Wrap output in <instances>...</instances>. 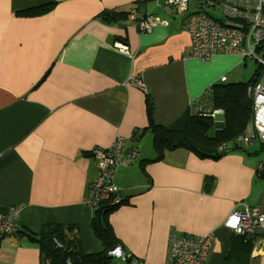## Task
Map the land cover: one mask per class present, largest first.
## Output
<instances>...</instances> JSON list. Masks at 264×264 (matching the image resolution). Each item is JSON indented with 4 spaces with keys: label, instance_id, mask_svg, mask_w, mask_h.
I'll use <instances>...</instances> for the list:
<instances>
[{
    "label": "crops",
    "instance_id": "1",
    "mask_svg": "<svg viewBox=\"0 0 264 264\" xmlns=\"http://www.w3.org/2000/svg\"><path fill=\"white\" fill-rule=\"evenodd\" d=\"M52 3L47 14L17 16ZM162 3L0 0V220L20 209L17 236L0 238V264H41L38 240L52 226L74 235L79 255L103 253L95 213L107 205L90 195L102 177L92 152L116 136L139 151L114 172L123 202L106 221L126 254L164 264L172 234H211L218 247L207 264H264V224L249 251L223 226L235 210L258 206L264 214L260 145L234 150L227 143L217 158L180 148L155 161L153 134L139 132L148 128V102L158 125L182 129L189 102L208 86L248 83L258 71L247 79L253 59L236 55L183 61L190 48L186 15L174 16ZM131 9L168 24L141 33L121 16ZM200 10L198 0L189 1L188 13ZM117 42L135 58L119 53ZM223 120L214 119L213 128Z\"/></svg>",
    "mask_w": 264,
    "mask_h": 264
},
{
    "label": "built area",
    "instance_id": "2",
    "mask_svg": "<svg viewBox=\"0 0 264 264\" xmlns=\"http://www.w3.org/2000/svg\"><path fill=\"white\" fill-rule=\"evenodd\" d=\"M147 1V0H140ZM156 4L162 1V7L172 15H186V26L190 36L189 52L183 54V61H211L223 55H236L244 60L253 59L258 65V71L247 89V95L252 102V119L246 132L239 136L236 146L258 143L264 151V0H198L200 11L188 13L190 0H154ZM212 8L215 12L223 11V17L206 10ZM127 17L133 25L144 34L168 24L167 19L153 13L142 14L131 9ZM119 53L134 59L129 46L124 42L115 44ZM221 83L227 81L225 76ZM142 85L140 82H135ZM144 86V85H142ZM215 92L208 86L195 99L191 100L188 110L192 114L216 119L223 116L225 110L216 105ZM126 139L116 136L106 149H98L92 155L98 161L100 174L99 185L91 188L90 195L103 205L119 206L122 204L121 188L114 182L115 171L122 165H129L139 156L135 148H126ZM226 144L218 147V155L228 150ZM259 174H264V161L257 168ZM94 191V194L91 192ZM98 203V204H100ZM19 208H11L0 220V238L17 236V220ZM264 224V214L261 208L247 207L235 210L224 221L223 226L232 233L241 236L245 241L253 242L257 230ZM69 238H74L70 235ZM59 249L63 245L54 239ZM218 247V241L213 235L201 237L178 236L172 234L166 262L164 264H207L210 255ZM108 257L118 258L126 264H145L141 259L126 254L121 246L116 245L107 252ZM41 264H50L45 259ZM67 264H72L70 258Z\"/></svg>",
    "mask_w": 264,
    "mask_h": 264
},
{
    "label": "trees",
    "instance_id": "3",
    "mask_svg": "<svg viewBox=\"0 0 264 264\" xmlns=\"http://www.w3.org/2000/svg\"><path fill=\"white\" fill-rule=\"evenodd\" d=\"M56 4L42 5L39 8L27 10L17 13L20 17H35L52 12ZM126 16L127 13L121 14ZM106 19H113L106 17ZM46 76L43 78L45 80ZM253 80V79H252ZM251 80V81H252ZM225 84V83H220ZM248 83H233L226 85H213L215 92L216 105L225 110L224 126L214 129V120L211 118L202 117L192 114L187 109L184 117H181L179 122L183 123L182 129H177L173 126L158 125L154 119V106L152 103H147L148 128L139 131L140 134L150 131L154 137V149L157 154L155 161L163 159L166 152L171 150L187 148L196 152H200L207 157L218 156V147L222 144L232 143L234 150H244L248 145L236 146L234 141L243 135L252 119V102L247 95ZM229 148V147H228ZM232 150V149H231ZM117 206L107 205L103 209L96 211V225L101 229L97 232V238L103 243L104 251L99 255H79L73 240L65 234V229L60 226L47 227L42 237L38 240L41 247V259L50 261V264H67V259L70 258L72 264H108L107 252L116 246L114 234L106 225L108 215L114 211ZM99 216V217H97ZM94 218V219H95ZM240 240V243L248 251L253 242H244L242 238L235 234ZM54 239L63 245L59 249ZM234 242V237L232 238ZM33 241H37L32 238Z\"/></svg>",
    "mask_w": 264,
    "mask_h": 264
},
{
    "label": "rangeland",
    "instance_id": "4",
    "mask_svg": "<svg viewBox=\"0 0 264 264\" xmlns=\"http://www.w3.org/2000/svg\"><path fill=\"white\" fill-rule=\"evenodd\" d=\"M208 13H214L216 14L218 17H223V11L221 10L220 12H215L213 11L212 8H208L206 10ZM224 56V55H223ZM258 68V65L254 62V61H248V65H247V70L245 72L246 74V78L249 79L250 76L253 74V72H255V70ZM220 83V82H219ZM248 89V87H247ZM255 144H258V143H255ZM254 146H257V145H254ZM228 151V150H227ZM240 238L243 239L244 242H249V241H245L243 237L239 236ZM217 240V239H216Z\"/></svg>",
    "mask_w": 264,
    "mask_h": 264
},
{
    "label": "water",
    "instance_id": "5",
    "mask_svg": "<svg viewBox=\"0 0 264 264\" xmlns=\"http://www.w3.org/2000/svg\"><path fill=\"white\" fill-rule=\"evenodd\" d=\"M222 125L224 126V123Z\"/></svg>",
    "mask_w": 264,
    "mask_h": 264
}]
</instances>
